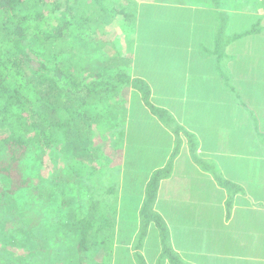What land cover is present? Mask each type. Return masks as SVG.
I'll return each instance as SVG.
<instances>
[{"label":"trees","instance_id":"obj_1","mask_svg":"<svg viewBox=\"0 0 264 264\" xmlns=\"http://www.w3.org/2000/svg\"><path fill=\"white\" fill-rule=\"evenodd\" d=\"M114 1L0 0V264H111L116 233L112 215L118 206L115 186L104 184L98 195L86 186L88 197L82 203L85 193L77 178L89 184L94 168L105 161L99 154L102 143H111L116 136L114 125L102 120L100 109L96 115L88 110L107 101L113 104L120 91L135 92L155 118L173 128L176 138L167 164L142 186L135 212L140 230L131 246L136 264H190L172 248L170 220L164 215L171 204L159 194L174 161L186 154L181 150L183 137L189 145L186 158L211 173L221 188H232L223 223L232 217V197L241 188H235L208 162L209 156L199 152L196 134L150 103L147 80L120 69L122 57L115 49L122 35L113 39L107 28L118 20L127 24L124 35H133L139 8L135 0L129 1L134 5L131 10ZM225 23L217 25L216 42L223 39ZM108 38L112 48L102 47ZM239 105L244 113L254 115L245 103ZM95 135L99 143L92 142ZM118 142L122 143L120 136ZM29 152L40 164L35 177L23 175L21 161ZM53 153L65 162V174L50 168ZM21 193L26 199L17 197ZM7 194L12 196V208L6 203ZM223 231L228 233L230 226ZM151 237L159 248L153 262L143 253Z\"/></svg>","mask_w":264,"mask_h":264},{"label":"rangeland","instance_id":"obj_2","mask_svg":"<svg viewBox=\"0 0 264 264\" xmlns=\"http://www.w3.org/2000/svg\"><path fill=\"white\" fill-rule=\"evenodd\" d=\"M129 1L131 2L132 0H115L114 2H119L123 6H128L126 8L131 10L134 5ZM137 1L139 2V4L140 2L154 4L155 2L160 3L161 1L165 0H135V2ZM195 1L199 4L203 2L202 0H187V2L189 3ZM218 1L219 0H217V2ZM204 2H208L210 5H213L214 0H204ZM223 2L226 3V5H229L227 6L228 9H239V12H241V16L244 20L249 18L250 16V20H252V16H255L256 14V7L257 10L261 11L260 7L262 2L264 1L224 0ZM143 6L145 7H143L142 12H139L138 21L135 27V33L133 35H124L123 29L126 23H119L118 20H114V22L111 23L107 29L113 32L111 33V38L114 39L116 35L120 34L123 37L122 38L119 36V40L116 44L115 49L118 51V53H120L122 57L121 64L123 65L120 66V69L128 73L131 77H145V79H147L150 84L153 82L155 75L157 76L158 73L167 74L170 70L168 75L173 76L171 73V60L170 58H168V56H163V53H167L171 50L176 49V43H173L174 45L169 43L171 42L170 36L172 34H175L176 32H174L169 26L165 25V23L168 22L166 20L169 19L163 18L162 21H158V19L156 18L158 13H163L162 9H158L154 7V5H152V7H149V4H143ZM186 14V12H184L182 15L181 13L179 14V16L181 17L178 23L180 31H182L184 28L188 29V15ZM136 17L137 15L135 14V21ZM215 26L217 27V22ZM136 28L139 29V33L136 32ZM117 32H119V34ZM190 35L191 34H189V36ZM175 37L176 35L174 36V38ZM104 44L106 45L102 47L112 48V43L109 41V38L107 42H104ZM134 52H136V55H134ZM187 52L190 53L191 51L187 49ZM196 58L197 57H195V61ZM186 59L190 63L193 58L189 57L188 54ZM168 62L169 64H167ZM201 62L203 63V61ZM196 64H193V66H197ZM163 66H165V68L168 70H165ZM204 66H202L200 69L197 68V71H204L207 68L206 66ZM186 67H188V69H191L190 64ZM210 73L211 72H209V74L208 72H200L195 73L196 75H194L193 73L191 74V72H189L186 76L184 74L186 80L183 83L182 81L178 80H168V82L162 81L161 84L168 85L169 88H166L165 93L164 91H160L159 89V92L164 97H162L161 95H158V97L154 93H152L150 97V103H152L155 107L167 111L168 114H170L174 118V120L181 124L187 131L196 134L198 140L201 141V146H203L202 142L205 143L206 146L202 147L203 151L199 152L206 154V156H209L208 162H211L214 167L216 166V171L221 176H223L226 180H229L230 183L232 182L231 184L235 185V188H241V192L238 195H235L239 196V200L240 196H244L245 192L247 191V195L250 194L249 197H254L255 204H264V152H262L260 149H255L254 147V143L257 142V140L255 139L254 134L252 135L251 122L249 117L251 116L254 122V116L252 114L247 115L242 110H240L239 118L244 126V129L240 130L243 132V142H245L247 145L242 146L241 144H237L238 146L236 147V150L234 152H229V149L234 148V146L230 142V139H232L231 136H233L234 134L238 136L240 134L237 131L238 129H235L234 125H232L236 122L230 120H222L220 118H222L224 115L220 117V114L228 113L232 116L233 114H235L234 112H236V110H239V106H227V104H224L225 102L222 100L225 99L227 102H229L227 98L204 99L206 98L207 93H212L213 91V89H209V79L213 78L211 77L213 74ZM188 80H190L189 83ZM221 87L222 90L223 88L229 90V86H225L223 81H221ZM154 90L157 92V89ZM133 94L135 96H132L131 91H129L128 95H126L123 91H120L117 94L118 96L113 97V104H110L109 101L100 103L99 107L94 106L93 104L94 107L91 109V111L88 110L89 114L96 115L98 112L96 113L95 110L100 109L99 111L101 113L99 114H101V116L103 117V121L106 120L107 125L113 126L114 124H118L121 128L124 126L126 128L127 123L125 121L126 124L122 126L121 123H119L117 117L122 120L124 116L126 115L127 117L129 113L152 115L148 107H141L142 103L140 104V106H138L140 100H135V97L138 95H136L135 92H133ZM195 95H198L200 97L199 99L202 101V104L194 103V99L196 98ZM126 106L130 111L125 112ZM199 106L202 107V109L204 108L205 110L203 109L204 111H201V108H199ZM225 106H227V108ZM221 107H225L226 109L223 111ZM204 117L207 118V121H205ZM256 121H258L257 118ZM159 123L161 124V126H165L162 122ZM98 129L96 130V132L98 131ZM134 131L135 135H139V132H142L140 128H137ZM149 132H151V134H149L146 138H143V140H146L147 143L145 144L143 141V147H140V151L142 150V155L140 154L139 158L143 157L142 160L143 162H145L146 166L160 163V161L162 160L163 162L166 161L164 162V164H167L170 154L173 152L176 144V138L173 134V128L170 127L167 130V139L170 142L168 147H163L161 145V142L164 141L161 133H159L155 129H149ZM250 135L253 137V139L250 138ZM259 135L264 138V131H259ZM138 137L139 136H137L136 138ZM112 139L114 140L111 143L114 145L108 142L102 143V150L99 154L100 156L102 155L103 158L105 157V161H103L102 165H97L98 167L96 166L94 168V177L91 179V181H89V184L83 182L86 180L81 176H78L77 182H80L83 193H85L81 199L82 203H85L88 197L86 193V186L90 187L92 190H95L94 192L96 195H98L97 189L99 187L105 188L104 184L107 186L109 183H112L111 185L115 186L116 192L113 195V198L114 196L118 198V206L116 214L112 215L116 233L114 235L115 251L114 255H112L111 258V264H136V259H133L134 251L131 246L132 241H134L138 236L140 230L139 219L137 218V214L135 212L140 207L139 196L137 194H140L142 190L140 189V187H138L140 186L139 182L135 184L136 186L132 184V182H134V177L131 173H129V170L127 169L128 167H125V165L127 166L126 163L128 162L124 157L125 152L122 151V143L118 142V136H113V138H111L110 140ZM182 140L183 141L181 145H183L184 148L181 150L183 152H186V154L183 158H181V160L178 159L180 163L181 161L185 160L187 155L189 158V154L187 153L189 146L187 143V139L183 137ZM94 141H96V143H99V137L95 135L92 139L93 143ZM125 144L126 143H123V146ZM118 148H121V150H117ZM129 148L130 149H128L127 151L130 152L134 149L133 146H130V144ZM152 151L154 152V155L146 159V154ZM56 156L57 153L56 155H53V158L55 157V159L50 161L52 162L50 163V168H57L55 172L58 173V175L65 174L67 166L65 165V162L61 157ZM197 168L198 171L192 165H187V172L184 170L187 175V177H185L183 176V170L181 166H179L177 169L175 167L177 173H174L173 176L168 180L169 183L167 187L165 186L167 180H164V185H162L165 187H163L162 190L166 192L167 195L173 193L175 195L173 200L178 196V199L171 201L172 205L168 210L164 209L165 211H167L165 212V215L169 214V220L171 222L174 212H178L179 214L184 213L185 216L193 213L199 219L198 222L200 228L199 226H197V228L195 229L190 228L192 232H187L186 234V239H189L188 244L191 241L194 242V244L191 245V248L195 249V252L199 249L202 255V259L201 257L195 258V264H229L228 260L231 259L228 257L229 255L221 257L216 256L218 255V252L226 253V250H220V247L224 243H228L231 238L225 231H223L222 227H220L222 226V215H217V209L215 208L218 203L220 205H223V196L229 198V196L232 194V188L230 191H228V188H221L218 185L216 178H212L213 181L209 180L207 177L206 179H203L201 176L204 175L201 172L206 173L205 170H202V168L198 165ZM67 174L70 175L69 172ZM52 175L53 173H51L49 176H46V178L44 179V183L48 182L49 178ZM143 179L147 178H141L143 183H145V180ZM119 180H122L124 182L122 187L117 183ZM257 187H259V190L260 188H262V190L260 192H256ZM159 194H161V192ZM235 196H233L232 198H234ZM17 197L21 198L19 195H17ZM110 197L112 199V195ZM257 197L261 199H258ZM18 198L14 200H18ZM111 199L109 200V202H113V200ZM5 200L6 203H11L10 208H12V196L7 194ZM214 203L216 204V206H214ZM51 210L53 211V209ZM202 212L203 214L205 213V216L199 215V213ZM208 213H211L210 217L212 215H215L211 218L214 225H212L211 220L207 222L206 214ZM48 214L50 216L53 215V213L51 212H49ZM64 222L66 221L64 220ZM212 226H216V232L214 231V227ZM219 232L223 234L222 236L225 237V239H217L215 245H212V235ZM158 249L159 248L152 237L147 239L143 247V253H145L146 256L145 258H147L149 262H153L152 258L157 255ZM262 252H264V250H262ZM246 253V257L239 258L241 259V262L245 261L247 262L246 264H249L251 263L250 260L253 259V256L250 255L252 254V251L248 249V252L246 251ZM254 256L258 261H264V254L257 252V254H254ZM204 257L206 258L204 259ZM190 261H193V259H191Z\"/></svg>","mask_w":264,"mask_h":264},{"label":"crops","instance_id":"obj_3","mask_svg":"<svg viewBox=\"0 0 264 264\" xmlns=\"http://www.w3.org/2000/svg\"><path fill=\"white\" fill-rule=\"evenodd\" d=\"M202 1L203 2L200 4L196 1L189 3L187 2V0H165L161 1L160 3L155 2L154 4L144 2H140V4L139 2L137 3L139 10L136 13V24L138 21L139 12H142L143 7H145L143 6V4H149V7H152V5H154V7L163 10V13H158L156 18L158 19V21H162L163 18L169 19L166 20L168 22L165 23V25L169 26L174 32H176L175 34H172L170 36L171 42H169L172 45H174L173 43H176V49L171 50L167 53H163V56H168V58H170L171 60V73L173 76L168 75L170 70L167 74L158 73L157 76L155 75L153 82L150 83L151 95L152 93H154L156 96H162V94L159 92V89L160 91H164L165 93L166 88H169L168 85L161 84L162 81L168 82V80H178L182 81L183 83L186 80L185 76L189 72H191V74L193 73L194 75H196L195 73L200 72H208V74L209 72H211L210 74H213L211 76L213 78L209 79V89H213V91L212 93H207L206 98L204 99L227 98L229 102H227L225 99H222L225 102L224 104H227V106H239V110H241L239 101L245 103L254 113L253 116L255 123L249 116L251 122V132L252 135L254 134V137L257 140V142L254 143V147L255 149H260L262 152H264V138L258 135L259 131H264V2H262L261 4V11L257 10L256 7V14L255 16H252V20H250L251 16L244 20L241 16V12H239L240 10L228 9L227 6L229 5H226V3L223 2L224 0H219L218 2L217 0H214L213 5H210L208 2H204V0ZM184 12H186V15H188V29L184 28L182 31H180L178 23L181 17L179 16V14L181 13L182 15ZM219 21L222 24L225 22L226 23L223 31V39L219 40V42H216L218 29L215 25L216 22L217 25H219ZM136 32L139 33L138 28H136ZM189 34L191 35L189 36ZM175 35L176 37L174 38ZM222 41L223 43L219 44ZM216 47L220 48L219 53H215L214 50ZM187 49L191 52L188 53ZM136 52H134V55H136ZM188 54L189 57L193 58L190 63L186 59ZM195 57H197V64L195 61ZM218 58L219 62H216ZM201 61H203V63ZM167 64H169V62ZM189 64L191 69H188V67H186ZM193 64H196L197 66H193ZM204 65L207 68L204 71L198 72L197 68L200 69ZM217 65L219 70H217L216 68ZM163 68H165V66H163ZM165 70L168 69L165 68ZM141 78L145 79V77ZM189 81L190 80H188V83ZM221 81H223L225 86H229L230 91L225 88H223L222 90ZM154 89H157V92ZM131 94L132 96L134 95L132 90ZM195 96L196 98L194 99V103L202 104V101L199 99L200 97L198 95ZM137 99L140 100L138 106H140V104L142 103L141 107H146L139 96L135 97L136 101ZM227 106L225 107L227 108ZM225 107H221L223 111L226 109ZM199 108H201V111L205 110L204 108L203 110L200 106ZM239 110H236V112H234L235 114H233L232 116L225 112V114H220V117L224 115L222 118H220L222 120L235 121L236 123L231 124L234 125L235 129H238L237 131L240 134L238 136L235 134L231 136L233 140L230 139V142L234 146V148L229 149V152H234L236 150V147L238 146L237 144H241L242 146L247 145L245 142H243V132L240 130L244 129V126L239 118ZM126 111H130L128 110L127 106L125 108V112ZM206 117H204L205 121H207ZM256 118L258 119V121H256ZM117 119L122 126L127 123L126 128L125 126L121 128L118 124H114L115 132L117 133H115V135L118 137L120 136L122 139V151L125 152L124 157L128 162L126 163L127 166L125 165V167H128L127 169L129 170V173H131L134 177V182H132V184L135 185L137 182H139L140 186L138 187H140V189L142 190L141 186L144 183L141 178L146 177L147 179L143 180H145L144 182L147 183V181L149 180V176L154 173V171L162 169L166 165L164 164V162L166 161L163 162L162 160L160 161V163L146 166L145 162H143L142 160L143 157L139 158V155H142V150L140 151V147H143V144L147 143V141L143 140V138H146L149 134H151V132H149V129H155L159 133H161L164 138V141L161 142V145L163 147H168L170 144L169 140L167 139L168 128H166L165 126H161V124L159 123L160 121L151 114L147 115L129 113L127 117L125 115L122 120L118 117ZM137 128H140V130L142 131L139 132V135H135L134 130ZM137 136L139 137L136 138ZM250 138L253 139L251 135ZM123 143L126 144L123 146ZM129 144L134 148V151H131L133 153L127 151L128 149H130ZM202 144L203 146H201L200 141V149L206 146L204 142H202ZM119 149L121 150V148H118L117 150ZM152 155H154L153 151L147 153L145 158L147 159ZM189 164L198 171L197 166L192 164L188 160V158H185V160L181 161V163L179 162V160L174 161L170 178L174 173H177L175 167L177 169L179 166H181L183 170V176L187 177L186 166ZM201 173L204 175L201 176L203 179H206L207 177L209 180H212L213 176L210 173ZM117 183L120 184L121 187L124 184L122 180H119ZM168 183V181L165 183L166 187L168 186ZM261 190L262 188H260L259 190V187H257L256 192H260ZM141 193L137 195L140 196L142 195ZM161 194L163 195L164 200L170 201L171 205V201L178 199L177 196L173 200V198L175 197L173 193L167 195L166 192L162 191ZM249 195H247L246 191L244 196H240V200L239 196H235L233 198L231 203L232 217H230V219L224 223V209L226 206L225 203L228 198H226L225 196L222 197L223 205H220L218 203L216 206V204L214 203V206H216L215 209L218 210L216 214L218 212H222V226H230V231L227 234L231 238L228 243H224L220 247V250H226V253L218 252V255L216 256L221 257L229 255L228 257L231 258L228 260L229 264H246L247 262H241L240 258L246 257L245 255L247 254L246 251L248 252V249L252 251V254L250 255L253 256V259L250 260L251 263L249 264H264V261H258L254 256V254H257V252L264 254V252H262V250H264V204H255L254 197H249ZM171 205L165 209L168 210ZM165 212L167 211L164 210V215ZM199 215L205 216V213L203 214L202 212L199 213ZM210 215L211 213L206 214L207 222L211 219ZM166 216L169 217V214H166L165 217ZM214 216L215 215H212V217ZM198 220L199 219L197 218V216L193 213L185 216L184 213L179 214L178 212H174L172 215V222H168V224L170 225L172 248L181 256L183 260L190 264H195L194 261L196 257H201L202 259L200 250L198 249L195 252V249L191 248V245H193L194 242L190 240L191 242L188 244L189 239H186L187 232H192L190 228L195 229L197 228V226H199L200 228ZM240 227H243L244 229H240ZM215 230L216 227H214V231ZM222 235L223 234H221L220 232L212 235L211 244L215 245L217 239H225V237H223ZM252 236L253 238L251 239ZM205 258L206 257H204V259ZM191 259H193V261H190Z\"/></svg>","mask_w":264,"mask_h":264},{"label":"clouds","instance_id":"obj_4","mask_svg":"<svg viewBox=\"0 0 264 264\" xmlns=\"http://www.w3.org/2000/svg\"><path fill=\"white\" fill-rule=\"evenodd\" d=\"M24 168L23 175L25 177H35L37 175V170L40 168L39 162L34 158L33 154L29 152L27 156L21 161ZM23 197V194H18ZM26 199V197H23Z\"/></svg>","mask_w":264,"mask_h":264}]
</instances>
